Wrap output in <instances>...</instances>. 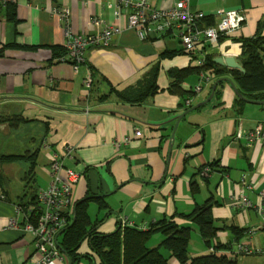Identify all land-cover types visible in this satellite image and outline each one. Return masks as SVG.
Wrapping results in <instances>:
<instances>
[{"label":"crops","instance_id":"crops-1","mask_svg":"<svg viewBox=\"0 0 264 264\" xmlns=\"http://www.w3.org/2000/svg\"><path fill=\"white\" fill-rule=\"evenodd\" d=\"M148 1L155 8H168L173 2ZM6 2L14 3L15 21L5 16ZM0 3V119L21 116L26 121L17 129L6 120L0 122V155L36 151L34 179L29 185L37 190L47 187L49 163L57 154L65 168L79 173L72 184V208L88 195L102 199L103 207L95 201L88 205L90 219L102 220L97 228L101 233L124 225L149 228L162 219L190 226L192 231L191 221L183 215L212 197L216 202L212 215L221 228L214 242L264 246L257 210L236 206L232 200L243 190L258 204V192L264 187V143H249L237 136L264 125V105L239 104L230 83L223 81L216 97L180 119L171 140L176 117L187 106L183 103L186 98L194 105L209 96L216 79L233 80L230 70L236 68L220 65L214 58L234 57L241 65L239 39L264 35V0H189L193 10L204 14L200 25L216 24L221 10L241 9L246 16L237 31L207 46L198 45L197 50L205 49L206 58H212L224 75L215 77L214 68L208 69L213 72V82L191 97L188 91L201 83L195 69L197 59L183 51L179 37L172 32L150 33L141 40L135 30L125 28L124 16L116 17L118 0ZM61 8L69 9V26L74 32H94L95 16L122 30L112 36L108 46L89 47L85 62L75 71L70 63L58 60L65 53ZM150 72L158 86L154 95L141 103L117 96ZM172 74L179 76L177 82ZM173 82L179 92L171 91ZM124 137L130 140L114 144ZM66 148L71 149L70 156H65ZM30 162L20 159L0 165V264H26L36 250L33 235L22 230V218L15 211ZM61 175L65 179L66 171ZM191 182L197 185L194 192ZM15 218L16 226L11 225ZM230 225L257 230L235 239L227 228ZM158 234L151 247L162 240L163 235ZM200 239L194 245L190 239V256L208 251ZM77 252L90 255L91 260L81 257L72 264H100L86 239ZM62 256L56 264H69L68 257ZM169 264L178 262L170 257Z\"/></svg>","mask_w":264,"mask_h":264},{"label":"built area","instance_id":"built-area-1","mask_svg":"<svg viewBox=\"0 0 264 264\" xmlns=\"http://www.w3.org/2000/svg\"><path fill=\"white\" fill-rule=\"evenodd\" d=\"M60 14L63 19L64 49L65 53L58 58L59 61L70 63L76 71L85 62L86 51L91 46L106 47L110 44L112 36L120 32L122 28L114 27L103 18L95 16L92 24L95 28L91 33L74 32L69 26V9L61 8ZM116 17H125V28L136 31L141 40L148 38L150 33L172 32L179 37L182 49L197 59V65L203 67L206 62L205 49L197 50L199 44L205 46L219 41L222 37L240 29L246 20L243 10H221L218 12L219 20L212 26H199L198 22L204 17L203 12L193 10L189 0H173L168 8H155L148 0H118ZM213 72L202 69L199 72L201 83L197 84L192 91L198 93L204 85L213 82ZM90 86V81L86 83ZM185 104L190 105L186 99ZM135 135L139 136L140 131L136 130ZM238 137L245 138L249 143H264V125H257L255 128L246 131ZM129 137L116 139L114 144L119 146L129 141ZM71 149L66 148L65 156H70ZM62 170L66 171V178L61 175ZM208 168L204 169L206 172ZM79 173L70 168H65L63 158L57 154L53 155L49 163V182L46 188L37 190V201L40 214L35 221L30 218L23 206L16 204V215L22 218V230L33 235L36 244L35 253L29 256L26 264H56L61 259L62 253L57 246V238L60 232L67 226L73 216L72 208V184L77 181ZM242 175L241 181H244ZM236 206L254 208L260 216V227L264 230V187L258 192V204L247 198L243 190L238 197H232ZM16 218L11 225L16 226ZM132 225L131 222L123 221ZM141 229H147L145 225ZM256 227L247 229L246 233L254 234ZM210 251L214 248L210 247ZM220 253L232 256L241 255H264V246H251L249 244L235 242L230 249L220 250ZM37 255V257H35Z\"/></svg>","mask_w":264,"mask_h":264},{"label":"trees","instance_id":"trees-1","mask_svg":"<svg viewBox=\"0 0 264 264\" xmlns=\"http://www.w3.org/2000/svg\"><path fill=\"white\" fill-rule=\"evenodd\" d=\"M5 5L6 18L15 21L14 3L6 2ZM199 22V26H207L200 25ZM239 42L241 44V67L244 71L230 70V75L234 80L232 81L234 84L236 83L237 89L244 97L264 100V35L256 33L252 37L240 38ZM210 68H214L215 77L224 75V70L216 68L210 57L206 58L203 67L195 69L199 73L202 69L208 70ZM172 75L177 78L174 80L177 82L179 76L177 74ZM176 82L171 83V91L173 92L180 91L178 86L175 85ZM222 83L223 80L217 84L214 92L215 97L220 93ZM157 90L158 86L155 81V74L154 72H150L136 85L117 92V96L129 103H141L147 97L154 95ZM188 94L191 97L195 93L190 90ZM185 100L183 101L184 104ZM237 102L241 104L245 101L237 100ZM191 106V104L185 106V110ZM4 120L13 126L18 125L20 122H26L21 116H12ZM35 155L36 151L22 155H0V162L2 163L20 159L31 161L24 180L25 188H30L32 195L28 197L22 196L18 204L23 206L25 212H28V209H30V213H28L32 221H35L40 214L36 194L37 189L31 183L29 185V181L34 179ZM190 185L191 190L194 192L197 189V185L195 182H191ZM91 201H95L100 205L99 207H103L102 199L96 196L88 195L78 201L75 204V215L72 225L70 224L73 216L57 238V246L60 252L65 254L72 263L78 261L81 257L87 258L90 262V255H80L77 252L80 244L86 239L91 251L99 258L100 264H169L170 257L175 258L178 264H237V256L219 252L220 250L230 249L232 244L214 242L217 231L221 228L215 225L212 215V207L216 204L212 197H209L203 205L197 206L192 212L183 215L197 227L204 245L208 249L206 253L194 256H190L188 251V244L191 239L190 226L178 225L172 220L162 219L147 229L124 225L119 226L110 233H101L97 231V228L102 220L92 221L88 213V205ZM227 228L233 232L235 239H239L246 232V229H239L233 225ZM155 233H161L163 238L158 246L149 247L147 243ZM210 247L214 248V251H210ZM161 248L168 251V256H165L160 251Z\"/></svg>","mask_w":264,"mask_h":264},{"label":"water","instance_id":"water-1","mask_svg":"<svg viewBox=\"0 0 264 264\" xmlns=\"http://www.w3.org/2000/svg\"><path fill=\"white\" fill-rule=\"evenodd\" d=\"M214 62H216V63H218V64H220V65H224V64H225V65H226L227 67H229V68H236V69H239L241 72L244 71L243 68L241 67V65L238 64V63L236 62V60H235L234 57H223V56H218V57L214 58ZM222 80H223V81H228V82L230 83V85L232 86V88H233V90H234V92H235V95H236V97H237V100H243V101H245V102L252 103V104H261V105H264V100L248 99V98L244 97V96L240 93V91L237 89L236 85L233 83V81H232L231 79L226 78V77L218 78V79H216V80L213 82V84H212V86H211V92H210L209 96H208L205 100H203V101H201V102H198V103L192 105L191 107L187 108L186 110H184L181 114H179V115L176 117V121H175V124H174V129H173V132H172V134H171V140H172V141H173V139H174L175 128H176L178 122L180 121V119H181L185 114H187L188 112L193 111V110H195V109L201 107V106L204 105L205 103L209 102V101L211 100V98L213 97V95H214V92H215V89H216V87H217V84H218L220 81H222ZM171 147H172V144L170 145V148H169V149H171ZM74 211H75V205H74V207H73V220H72V222H71L70 225H72V223H73V221H74V215H75ZM118 227H119V226H118ZM118 227H117V228H118ZM117 228H116V229H117ZM116 229H115V230H116ZM69 264H72V261H71L70 259H69Z\"/></svg>","mask_w":264,"mask_h":264},{"label":"rangeland","instance_id":"rangeland-1","mask_svg":"<svg viewBox=\"0 0 264 264\" xmlns=\"http://www.w3.org/2000/svg\"><path fill=\"white\" fill-rule=\"evenodd\" d=\"M4 121V119H0V122ZM13 122V121H12ZM9 123V122H8ZM22 123L25 122H20L18 125H10L9 126L12 129H17L19 126L22 125ZM5 163H9V162H5ZM2 164V162H0V165ZM28 182V181H27ZM28 184V183H27ZM32 195L31 189L30 188H25L24 190H22L21 194L19 195V199H21L22 196H30ZM192 231H191V244L194 245L197 242H200V236L198 233V230L196 228V226H194L192 224ZM158 233H155L148 241L147 245L149 247H151V243L153 242V239L157 236ZM160 234H158L159 236ZM160 251L165 255L168 256V251L164 248H161ZM237 264H264V255H241L237 257Z\"/></svg>","mask_w":264,"mask_h":264}]
</instances>
